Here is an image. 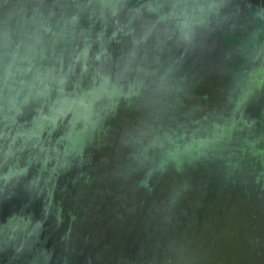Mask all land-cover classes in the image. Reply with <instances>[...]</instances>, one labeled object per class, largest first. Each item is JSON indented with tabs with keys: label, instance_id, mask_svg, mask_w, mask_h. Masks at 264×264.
Masks as SVG:
<instances>
[{
	"label": "water",
	"instance_id": "obj_1",
	"mask_svg": "<svg viewBox=\"0 0 264 264\" xmlns=\"http://www.w3.org/2000/svg\"><path fill=\"white\" fill-rule=\"evenodd\" d=\"M0 264H264V0H0Z\"/></svg>",
	"mask_w": 264,
	"mask_h": 264
}]
</instances>
